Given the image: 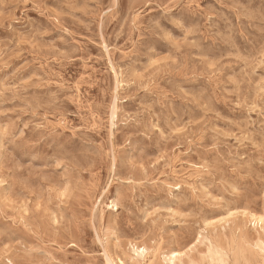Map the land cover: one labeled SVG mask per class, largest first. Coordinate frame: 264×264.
<instances>
[{
    "label": "rangeland",
    "instance_id": "1",
    "mask_svg": "<svg viewBox=\"0 0 264 264\" xmlns=\"http://www.w3.org/2000/svg\"><path fill=\"white\" fill-rule=\"evenodd\" d=\"M262 116L264 0H0V264H264Z\"/></svg>",
    "mask_w": 264,
    "mask_h": 264
},
{
    "label": "bare ground",
    "instance_id": "2",
    "mask_svg": "<svg viewBox=\"0 0 264 264\" xmlns=\"http://www.w3.org/2000/svg\"><path fill=\"white\" fill-rule=\"evenodd\" d=\"M246 57V56H245ZM254 73V72H253ZM121 80V79H120ZM115 81V80H114ZM256 86V85H255ZM129 88V87H128ZM247 109V108H246ZM156 114V113H155ZM263 117V116H262ZM264 118V117H263ZM152 119V118H151ZM253 119V118H251ZM253 121V120H252ZM254 124V123H253ZM126 127V126H125ZM152 128V127H151ZM233 132V131H232ZM161 134V133H160ZM146 135V134H144ZM162 136V135H161ZM162 139V138H161ZM168 140V139H166ZM240 142V141H239ZM260 158V157H259ZM206 161V160H205ZM236 161V160H235ZM58 162V161H57ZM113 162V161H112ZM260 162V160H259ZM22 166V165H21ZM181 175V174H180ZM130 178V177H129ZM129 180V179H128ZM132 180V179H131ZM121 181V180H120ZM108 186V185H107ZM237 211V209H236ZM158 220V219H157ZM260 222V221H259ZM261 227L264 230V220L261 221ZM182 224V223H181ZM264 250V247H263ZM136 254L140 258H145L147 254L146 248H138L136 250ZM230 260V252L223 249V248H212L209 251V255L207 257L208 264H229ZM168 264H176L177 261H179V253L172 252L168 255L166 259ZM108 264H125L122 260H118V263H115L111 258H107Z\"/></svg>",
    "mask_w": 264,
    "mask_h": 264
}]
</instances>
